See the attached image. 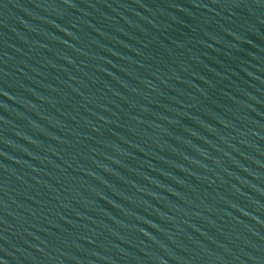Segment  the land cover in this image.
<instances>
[{
    "label": "water",
    "instance_id": "1",
    "mask_svg": "<svg viewBox=\"0 0 264 264\" xmlns=\"http://www.w3.org/2000/svg\"><path fill=\"white\" fill-rule=\"evenodd\" d=\"M0 199L65 264H264V0H0Z\"/></svg>",
    "mask_w": 264,
    "mask_h": 264
}]
</instances>
